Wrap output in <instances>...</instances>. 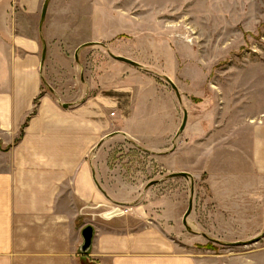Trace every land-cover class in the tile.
Listing matches in <instances>:
<instances>
[{
	"label": "rangeland",
	"instance_id": "1",
	"mask_svg": "<svg viewBox=\"0 0 264 264\" xmlns=\"http://www.w3.org/2000/svg\"><path fill=\"white\" fill-rule=\"evenodd\" d=\"M43 2L0 0V31L44 41L51 58L65 50L78 84L127 88L125 135L106 154L120 159V193L136 184L141 211L153 193L175 209L171 235L202 264H264V0H50L40 25ZM180 170L194 180L191 230V179L168 176Z\"/></svg>",
	"mask_w": 264,
	"mask_h": 264
},
{
	"label": "crops",
	"instance_id": "2",
	"mask_svg": "<svg viewBox=\"0 0 264 264\" xmlns=\"http://www.w3.org/2000/svg\"><path fill=\"white\" fill-rule=\"evenodd\" d=\"M6 32L0 31V264H202L171 235L175 209L165 212L153 193L141 211L133 205L136 184L125 183L120 193V159L106 154L121 136L112 133L126 130L127 88L103 89L90 77L78 84L80 65L65 50L51 58L50 46L42 65L39 39ZM59 63L67 77L53 76ZM88 224L94 235L84 253Z\"/></svg>",
	"mask_w": 264,
	"mask_h": 264
},
{
	"label": "water",
	"instance_id": "3",
	"mask_svg": "<svg viewBox=\"0 0 264 264\" xmlns=\"http://www.w3.org/2000/svg\"><path fill=\"white\" fill-rule=\"evenodd\" d=\"M49 2H50V0H44V2H43L42 9H41V16H40V25L45 20V17H46V14H47V10H48V6H49ZM91 43H93V42L84 43V44H82V46H85V45H88V44H91ZM43 45L44 46H43L42 55H41V64L42 65L44 64V61H45V58H46V51H47V47H46V44H45L44 41H43ZM77 55H78V50L76 51V56ZM110 55L113 58H115V59H117L119 61L131 64V65H134V66H137V67H141V64L139 62H137V61H135V60H133V59H131L129 57H126V56H123V55H115V54H113L111 52H110ZM165 79L171 84V86L175 90L176 95L178 96L179 100H181V96H180L179 90H178L177 86L175 85V83L168 76H165ZM65 106H67V104H65ZM187 120H188V112H187L186 109H184V115H183V119H182L181 125H180L179 130H178V134L183 132V130L185 129L186 124H187ZM170 176L171 177L183 176L185 178L191 179V195H190V198H189L187 210H186V212L184 213V216H183L184 225L186 226V228L188 230H191V227L188 225L187 218H188V216L190 215V213H191V211L193 209V203H194L193 202V195H194V180H193V176L188 171L173 172V173L170 174ZM81 235H82V239H83V242H82V245H81V251L86 253V252L89 251V249L91 248V245H92V240H93V235H94V227H93V225H91V224L86 225L82 229ZM203 235L207 237V235L205 233H203ZM213 240L218 241L217 239H213ZM237 243H244V242L239 241V242H233L232 244H237Z\"/></svg>",
	"mask_w": 264,
	"mask_h": 264
},
{
	"label": "flooded vegetation",
	"instance_id": "4",
	"mask_svg": "<svg viewBox=\"0 0 264 264\" xmlns=\"http://www.w3.org/2000/svg\"><path fill=\"white\" fill-rule=\"evenodd\" d=\"M114 133H116V134H120V133H121L123 136L125 135V133H124L123 131H122V132H120V131H116V132H113V133H112V136H113ZM180 171H181V170H180ZM182 171H184V170H182ZM174 172H178V171H174ZM171 173H173V172H171ZM171 173H170V174H171ZM170 174L168 175L169 177H171ZM178 177H180V176H178ZM181 177H183V176H181ZM184 178H185V177H184ZM152 182H153V183H152ZM156 182H157V180H152V181L150 182L151 184L149 183V185H153V184H155ZM193 202H194V195H193ZM232 243H233V242H232ZM232 243H231V244H232Z\"/></svg>",
	"mask_w": 264,
	"mask_h": 264
}]
</instances>
